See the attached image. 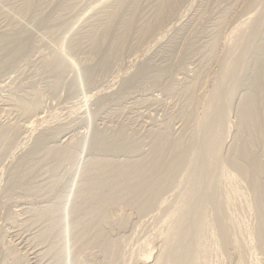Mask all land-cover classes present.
Wrapping results in <instances>:
<instances>
[{"label":"rangeland","instance_id":"374dc122","mask_svg":"<svg viewBox=\"0 0 264 264\" xmlns=\"http://www.w3.org/2000/svg\"><path fill=\"white\" fill-rule=\"evenodd\" d=\"M123 263L264 264V0H0V264Z\"/></svg>","mask_w":264,"mask_h":264},{"label":"bare ground","instance_id":"6f19581e","mask_svg":"<svg viewBox=\"0 0 264 264\" xmlns=\"http://www.w3.org/2000/svg\"><path fill=\"white\" fill-rule=\"evenodd\" d=\"M263 10V9H262ZM256 13V12H255ZM260 15V14H259ZM254 17V16H253ZM252 18V17H251ZM249 29V28H248ZM242 30V29H241ZM237 32V31H236ZM246 33V32H245ZM236 34V33H235ZM240 35V34H239ZM238 37V36H237ZM231 38H232V36H231ZM235 38V37H234ZM233 38V39H234ZM230 41V40H229ZM233 41V40H232ZM230 43H231V41H230ZM263 135V134H262ZM180 142V141H179ZM177 143V142H176ZM183 155V154H182ZM175 157H177V156H175ZM172 160H174V159H172ZM182 160V159H181ZM171 162V161H170ZM177 162V161H176ZM174 164V163H173ZM228 176V175H227ZM161 177V176H160ZM168 177V176H167ZM166 177V178H167ZM226 178H228V177H226ZM230 178V177H229ZM151 179H153V176H149L148 178L146 177L145 178V180L143 181V182H145L146 181V183L147 182H150L149 180H151ZM231 179V178H230ZM225 182H226V180H225ZM232 182V181H231ZM163 183V182H162ZM257 184V183H256ZM226 185V184H225ZM228 185V184H227ZM230 186V185H229ZM159 187V186H158ZM228 187V186H227ZM232 187V186H231ZM162 188V187H161ZM154 189H155V187H154ZM231 189V188H230ZM238 189H236V191H237ZM154 191V190H153ZM234 193H236V192H234ZM237 194V193H236ZM240 195V194H239ZM240 196H243V194L242 195H240ZM237 198V197H236ZM230 199V198H229ZM231 201V200H230ZM229 201V202H230ZM111 205V204H110ZM105 206H107V205H105ZM112 207V206H111ZM109 208V207H108ZM113 209V208H112ZM140 209V208H139ZM134 213V212H133ZM137 214V213H136ZM222 215V214H221ZM130 216H133V215H130ZM108 218V217H107ZM106 219V218H105ZM234 221V220H233ZM103 223V222H102ZM101 224V223H100ZM125 230V229H124ZM161 230V229H160ZM218 241V240H217ZM145 243H146V241H145ZM145 246H147L146 244H145ZM141 247V246H140ZM217 247H219V246H217ZM221 247V246H220ZM215 248V247H214ZM213 248V249H214ZM218 249V248H217ZM220 249V248H219ZM215 251V250H214ZM93 253V252H92ZM96 256V255H95ZM92 257V256H91ZM223 262H224V260H223ZM215 263V262H214ZM219 263H221V262H219ZM124 264V263H123Z\"/></svg>","mask_w":264,"mask_h":264}]
</instances>
